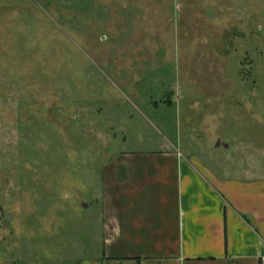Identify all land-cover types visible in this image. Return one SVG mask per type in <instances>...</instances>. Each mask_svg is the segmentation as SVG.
<instances>
[{
    "label": "rangeland",
    "instance_id": "1",
    "mask_svg": "<svg viewBox=\"0 0 264 264\" xmlns=\"http://www.w3.org/2000/svg\"><path fill=\"white\" fill-rule=\"evenodd\" d=\"M163 145L264 176V0H0V264H85L103 163Z\"/></svg>",
    "mask_w": 264,
    "mask_h": 264
},
{
    "label": "crops",
    "instance_id": "2",
    "mask_svg": "<svg viewBox=\"0 0 264 264\" xmlns=\"http://www.w3.org/2000/svg\"><path fill=\"white\" fill-rule=\"evenodd\" d=\"M112 153L85 264H264V176L224 175L174 145Z\"/></svg>",
    "mask_w": 264,
    "mask_h": 264
}]
</instances>
